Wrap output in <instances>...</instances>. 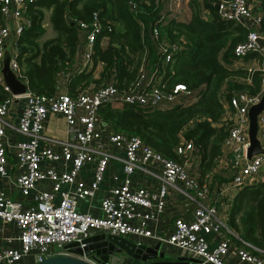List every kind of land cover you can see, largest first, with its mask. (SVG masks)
Segmentation results:
<instances>
[{
	"label": "built area",
	"instance_id": "2783aa9c",
	"mask_svg": "<svg viewBox=\"0 0 264 264\" xmlns=\"http://www.w3.org/2000/svg\"><path fill=\"white\" fill-rule=\"evenodd\" d=\"M162 1L168 11L185 13L188 0ZM197 1L201 2V15L205 17L208 8L202 0ZM211 2L217 3L215 9L220 17L246 28L244 38L233 45L232 64L239 66L248 52H255L264 61V32L258 28L259 11L252 9L246 0ZM25 3L26 0H0V68L7 46L8 65L16 75L18 63L14 57V42L23 24H28L23 14ZM90 16L87 21L66 14L84 34L86 48L84 58L76 62L78 69H90L89 50L100 30L96 10H92ZM151 29L152 37L158 39L157 57L165 63L178 48V43L159 39L157 25ZM142 62L148 70L140 65L137 78L124 91H118L114 84L107 82L69 93L65 79L60 77L50 93L28 89L17 94L8 91L9 94L0 99V175L7 174L8 154H12L11 180L19 191L18 196L12 197L0 187V227L14 229L5 236L6 243L0 244V264H30L44 256L63 253L99 264L89 254L63 248V244L71 240L82 246V238L95 231H108L148 244L158 241L167 252L197 258L195 264H264V255L255 249L258 247L239 237L227 225L226 201L221 199L223 194L233 193L245 184L248 176L264 170V107L256 115V136L261 150L246 155L249 144L247 109L264 90V71L256 91L232 90L221 100L220 117L227 122L218 155L231 162L229 171L224 174L226 179L210 185L209 177L199 182L193 173L196 163L191 153V139L181 138L175 146L176 152L183 157L179 161L154 150L135 133L110 127L99 115L98 103L105 98L118 96L135 105L155 108L181 101V96L187 94L181 82H174L169 91L162 88V80L167 77L159 70L157 60ZM0 83L7 89L1 70ZM16 98L21 99V104L14 115V126L23 136L9 138L4 128L10 122L4 115L9 110L14 112ZM49 113L62 115L71 136L58 141L48 138L39 145L38 139L43 136V123ZM227 153L231 154V159ZM113 156L121 161L120 170L109 167V159ZM86 164L91 165L92 175L86 180L77 178L78 170ZM135 169L155 174L156 182L149 184L133 177ZM106 175L110 181L98 198V212H92L88 209L92 206L90 200ZM40 182L46 186H39ZM170 191L180 195L189 214L174 212L163 221L164 231L156 232L154 225L164 214ZM83 198L87 200L86 208L80 209L77 201ZM138 262L128 259L123 264H143ZM106 264H119V260L109 261L108 256Z\"/></svg>",
	"mask_w": 264,
	"mask_h": 264
},
{
	"label": "trees",
	"instance_id": "16d2710c",
	"mask_svg": "<svg viewBox=\"0 0 264 264\" xmlns=\"http://www.w3.org/2000/svg\"><path fill=\"white\" fill-rule=\"evenodd\" d=\"M246 2L259 11L258 28L264 32V0ZM200 3L188 0L184 8L188 16L182 19L175 18L162 0H26L23 14L28 24H23L14 42L18 76L34 92H52L60 77L65 78L69 93L107 82L124 91L137 78L140 65L148 70L142 61L157 60L159 70L167 77L162 80V88L169 91L174 82H181L188 90L181 101L161 104L163 108H147L117 96L102 99L98 113L110 127L135 133L154 150L179 161L183 157L175 146L181 138L191 139L196 163L193 173L199 182L209 177L212 185L226 179L210 171L226 132L227 121L219 120L221 100L232 90L256 91L264 61L255 52H248L243 59L257 56L262 60L261 67L234 66L233 45L244 38L246 28L220 17L211 0H202L208 8L203 17ZM40 6L50 7L48 18L55 30L45 38L38 37L42 31ZM92 10H96L100 23L89 50L91 60L101 64L96 75L90 69L72 66L84 34L74 21L66 18L68 13L89 21ZM154 25L158 26L159 39L178 43L163 65L157 57L158 39L152 37ZM8 94L0 83V99ZM221 199L228 201L226 221L238 236L264 247V180L242 184Z\"/></svg>",
	"mask_w": 264,
	"mask_h": 264
},
{
	"label": "crops",
	"instance_id": "0c3cea01",
	"mask_svg": "<svg viewBox=\"0 0 264 264\" xmlns=\"http://www.w3.org/2000/svg\"><path fill=\"white\" fill-rule=\"evenodd\" d=\"M40 8L42 10V16L40 18L39 25L42 28V31L38 37L45 38V37L53 35L55 30L52 28V26L49 22V18H48L49 12H50V7L40 6ZM185 13H186V11H185ZM85 48H86V45H85L84 41L82 39H80L77 51L74 54V57L72 59L73 60L72 66L74 68L79 66V63H76V62H78L80 59L84 58L83 52H84ZM163 64L164 63H162V65ZM240 65H244L246 67H250V66L260 67V60H259V57H257V56H249L247 58L242 59V62L240 63ZM100 67H101V64L98 60H95L94 62L91 61L90 70H92L93 75L97 74ZM62 78H64V77H62ZM20 104H21L20 98L14 99V104H13V107H15L14 112H12V110H9L8 114L4 115V118L10 122V124L6 125V127L4 128L6 135L9 138H19V137L23 136V134L20 133L14 126L15 125L14 124V120H15L14 115L19 110ZM13 107L11 105L12 109H13ZM219 120L222 121V118L220 117ZM70 136H71V134H70L69 128H67V125H66L65 120L62 117V115L59 113H49L46 116V119L44 120V123H43V136L38 139V143H39V145H41L48 138H53V140L58 141V140H61L62 138L70 137ZM217 156L218 157L215 158L214 165L210 169V171H214V175L216 174L218 176L223 177L224 174L229 171V163L231 161H224V160H222V158L219 155H217ZM226 156H229L231 159L230 153H227ZM13 159H14L13 155L8 154L7 174L5 176L0 175V187L3 189V191L6 194H8L12 197H16L19 195V191L14 186V184L12 183V180H11L12 179L11 172L14 169ZM223 159H224V157H223ZM109 167L120 170L121 161L118 159L117 156L110 157ZM91 175H92L91 165L86 164L78 170L76 177L77 178L82 177L86 180ZM131 175L135 178H138V180L143 181L145 183L154 184L156 182V175L153 173H150V172H143V171H139L138 169H135ZM260 180H264V170L256 172V173L248 176L246 179V181H247L246 183H255V182H258ZM109 181L110 180H109L107 175L104 176L99 181L98 187L96 189V193L90 200V203L92 204V206L88 208L92 212H98V208H97L98 198L100 197L101 193L103 192V189L106 187V185L109 183ZM38 185L39 186H46V183L40 182V183H38ZM61 186L65 187V184H62ZM86 202H87V200L84 198L79 199L77 201L78 208L85 209L86 208ZM185 207H186L185 202L180 197V195L176 191H170L168 193V196H166V204H165V209L163 212L164 214L161 217V219L154 225V230L156 232H163L164 228H165L163 221H165L168 217H170L171 214H173L174 212L182 213L183 215H188L189 209H187ZM228 207H229V204L227 201L225 210H226V208L228 209ZM226 223H227V221H226ZM227 225L230 228H232L228 223H227ZM13 232H14V229L10 226L9 227L7 226L6 228L0 227V244H5L7 241L5 236L7 234H10ZM247 242H249V241H247ZM255 249L264 255V247L259 246L258 248H255ZM128 259H129V257L124 259V261H127ZM124 261L122 260V262H124ZM138 263H140V262H138Z\"/></svg>",
	"mask_w": 264,
	"mask_h": 264
},
{
	"label": "water",
	"instance_id": "95a60500",
	"mask_svg": "<svg viewBox=\"0 0 264 264\" xmlns=\"http://www.w3.org/2000/svg\"><path fill=\"white\" fill-rule=\"evenodd\" d=\"M213 5L216 7L217 3ZM9 50L5 46L1 60V73L4 84L10 93H21L27 89L25 80L16 75L8 65ZM264 107V90L259 99L251 103L247 109L248 116V140L246 155L261 150L259 140L256 136L257 113ZM82 246L77 245L76 240H71L63 244V248L70 252L89 254L96 259L99 264H106L108 256L115 251H123L128 257L136 259L143 264H195L197 258L184 254H173L166 256L164 248L158 241L153 244L136 242L135 240L108 231H95L83 237ZM30 264H94L93 262L71 253L52 254L42 257L40 260ZM206 264V263H202Z\"/></svg>",
	"mask_w": 264,
	"mask_h": 264
},
{
	"label": "rangeland",
	"instance_id": "374dc122",
	"mask_svg": "<svg viewBox=\"0 0 264 264\" xmlns=\"http://www.w3.org/2000/svg\"><path fill=\"white\" fill-rule=\"evenodd\" d=\"M174 16H175V18L184 19L186 16H188V11H187V14L186 13H181V11H176V12H174ZM165 252H166L165 253L166 256H169V257L173 256V254L171 252H167V251H165ZM126 258H128V256L123 251H115V252H113V253H111L109 255V261H111V260H114V261L119 260V264H123L122 260L124 261V259H126ZM129 259L132 260V261L138 262L136 259H133V258H130V257H129Z\"/></svg>",
	"mask_w": 264,
	"mask_h": 264
}]
</instances>
